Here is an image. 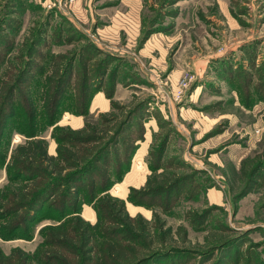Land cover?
Here are the masks:
<instances>
[{"label": "rangeland", "instance_id": "obj_1", "mask_svg": "<svg viewBox=\"0 0 264 264\" xmlns=\"http://www.w3.org/2000/svg\"><path fill=\"white\" fill-rule=\"evenodd\" d=\"M53 55L72 66L57 125L87 127L102 139L90 176L59 194L75 187L87 199L95 184L108 187L97 199L125 201L127 215L115 211L104 223L124 255L148 257L142 264H264V0H0V81L23 82L0 140V188L26 139L28 96L43 114L42 80L59 61ZM99 91L110 99L107 111L94 110L105 106L101 95L91 111ZM161 104L178 107L181 122ZM154 118L158 130L144 142ZM53 129L39 119L56 154ZM97 199L81 213L92 224ZM59 222L42 216L29 237L22 229L0 243L7 254L34 252L41 228ZM65 247L56 250L73 253Z\"/></svg>", "mask_w": 264, "mask_h": 264}, {"label": "trees", "instance_id": "obj_2", "mask_svg": "<svg viewBox=\"0 0 264 264\" xmlns=\"http://www.w3.org/2000/svg\"><path fill=\"white\" fill-rule=\"evenodd\" d=\"M55 58L59 60L58 63H55L54 68L53 65L49 67L51 74L42 80L43 114L40 115L37 111L32 96L27 97V108H22L25 116L22 133L26 139L13 149L7 165L8 183L0 188V222L10 217L15 219L7 226L0 225V237L4 240L12 239L16 231L22 229L24 235L29 237L30 225L42 216L61 222L41 228L44 241L34 252L14 248L7 254L0 243V264H124L123 261L127 264H142L148 257L140 258L133 251L132 255H124L125 245L110 237V226L104 223L114 221L115 211L127 215L125 201L108 194L97 199L95 193H105L108 187L98 189L95 184L90 186L87 199L75 187L59 194L60 189L67 184L76 186L77 183H84L86 177L90 176L88 174L101 160L96 145L102 139L87 127L73 130L57 125L59 115L63 113L67 84L72 79V66L70 63L65 66L61 64L60 55L53 57L54 60ZM10 81L15 82L13 77ZM20 85L23 82L18 76L16 84L11 87L9 81H0V140L6 135L7 121L16 115L15 101L23 99L17 93ZM81 102V109L87 108L86 100ZM81 113L86 114V111ZM41 118L54 128L52 135L57 141L56 154H51L49 141L38 131V121ZM138 193L140 195L141 191ZM95 199L94 209L98 220L92 224L83 218L81 211L84 204L94 202ZM129 199L133 201L131 194ZM67 210H71L68 217L65 216ZM127 218L134 220L128 216ZM63 245L65 248H73V253H59L56 247ZM86 250L91 255L88 252L86 255ZM70 254L74 258L69 257Z\"/></svg>", "mask_w": 264, "mask_h": 264}, {"label": "crops", "instance_id": "obj_3", "mask_svg": "<svg viewBox=\"0 0 264 264\" xmlns=\"http://www.w3.org/2000/svg\"><path fill=\"white\" fill-rule=\"evenodd\" d=\"M104 15L105 14H108V13H103ZM109 15V14H108ZM110 16V15H109ZM110 28V27H109ZM110 30V29H109ZM110 32V31H109ZM106 52H110V50L109 49H106ZM104 81H105V79H104ZM125 87H124V84H118L117 86H116V89H115V92H114V97H116V98H118V99H121L123 96H122V91H123V89H124ZM98 95H101L102 97H103V102L105 103V106H104V108H97V109H94V110H98V111H107V110H109L110 109V106H111V104H110V99L109 98H107L106 97V94L103 92V91H99L95 96H94V98H93V100H92V105H91V111H94L93 109H92V106H93V102H94V100H95V98L98 96ZM164 107H165V104H161V111H162V113H164L165 111H166V113H170V114H173V115H176L177 117H178V107L176 108V107H168V108H166L165 110H164ZM66 114V113H65ZM65 114H64V117H65ZM179 121H180V119H179V117L177 118ZM181 122V121H180ZM144 128H145V131H144V137H145V140H144V142H147L148 140H149V138L150 137H152V133H153V131H157L158 130V125H157V121H156V119L154 118V119H151V120H149V121H147L146 123H145V126H144ZM183 135H185V138L186 139H188L189 138V136H187L186 135V133H183ZM143 141H141L140 143V145L138 146V148L136 149V151H135V153H134V156H133V158H132V163H131V167H130V169H129V172L131 173V171L133 170V166H134V159H135V155H136V153L137 152H139V150L141 149V147L143 146V143H144ZM52 154V153H51ZM146 153L144 154V156H143V160H144V163H145V165H146V168H147V173L148 172H150V170H149V166H148V163H147V160H146ZM129 173V174H130ZM125 181V180H124ZM146 181V178H145V180H144V182ZM129 186V185H128ZM127 186V191H126V193L130 190L129 189V187ZM134 186V185H133ZM128 194V193H127ZM215 194V193H214ZM88 205L87 204H85L83 207V212H82V214H84V212H85V209H86V207H87ZM92 207V206H91Z\"/></svg>", "mask_w": 264, "mask_h": 264}]
</instances>
